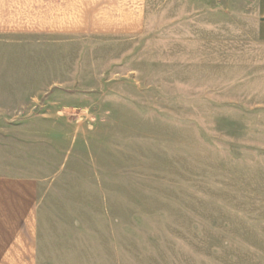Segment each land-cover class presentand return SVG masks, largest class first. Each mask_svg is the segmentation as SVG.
Here are the masks:
<instances>
[{
  "label": "rangeland",
  "instance_id": "obj_1",
  "mask_svg": "<svg viewBox=\"0 0 264 264\" xmlns=\"http://www.w3.org/2000/svg\"><path fill=\"white\" fill-rule=\"evenodd\" d=\"M142 4L139 36L0 35V167L47 178L90 264H264L255 0Z\"/></svg>",
  "mask_w": 264,
  "mask_h": 264
},
{
  "label": "crops",
  "instance_id": "obj_2",
  "mask_svg": "<svg viewBox=\"0 0 264 264\" xmlns=\"http://www.w3.org/2000/svg\"><path fill=\"white\" fill-rule=\"evenodd\" d=\"M143 0H35L34 26H23V0H0V35L44 34L139 36L143 32ZM257 35L264 41V0H255ZM46 12V13H45ZM45 24L48 27L45 30ZM30 27V29H28ZM33 99L32 97L30 98ZM47 179V178H45ZM36 175L13 174L0 167V264H90L85 219L63 217L66 204L41 200L46 183ZM50 210V217L44 211ZM83 239V251L76 244Z\"/></svg>",
  "mask_w": 264,
  "mask_h": 264
}]
</instances>
